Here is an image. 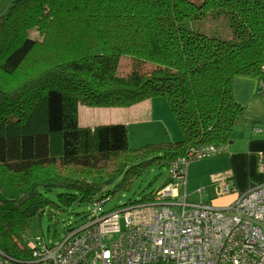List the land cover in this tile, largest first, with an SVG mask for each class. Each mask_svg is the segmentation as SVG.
I'll return each mask as SVG.
<instances>
[{
    "label": "trees",
    "instance_id": "obj_1",
    "mask_svg": "<svg viewBox=\"0 0 264 264\" xmlns=\"http://www.w3.org/2000/svg\"><path fill=\"white\" fill-rule=\"evenodd\" d=\"M207 12L227 17V37L194 29ZM65 49L78 56L67 59ZM30 55L44 64L28 75ZM237 74L264 80V0H0L3 254L32 257L33 217L59 222L57 213L82 204L88 220L96 202L107 212L116 190L105 189L118 177L117 186L131 185L144 168L168 172L193 147L228 144L243 110L232 90ZM157 96L180 128L176 141L131 147L125 123L78 122L79 105L128 107ZM153 196L125 207L148 208Z\"/></svg>",
    "mask_w": 264,
    "mask_h": 264
},
{
    "label": "built area",
    "instance_id": "obj_2",
    "mask_svg": "<svg viewBox=\"0 0 264 264\" xmlns=\"http://www.w3.org/2000/svg\"><path fill=\"white\" fill-rule=\"evenodd\" d=\"M257 91L264 98V80H259ZM218 150L202 146L175 159L168 181L154 192L148 208L123 209V228L120 211L103 212L96 202L93 217L80 227L53 243L40 235L29 238L28 260L7 257L0 250V264H264V183L239 195L229 206L231 212L188 199V161ZM213 179L223 192L233 191L228 174ZM195 191L200 193V188ZM112 233L116 237L105 240Z\"/></svg>",
    "mask_w": 264,
    "mask_h": 264
},
{
    "label": "rangeland",
    "instance_id": "obj_3",
    "mask_svg": "<svg viewBox=\"0 0 264 264\" xmlns=\"http://www.w3.org/2000/svg\"><path fill=\"white\" fill-rule=\"evenodd\" d=\"M200 1V0H193ZM61 23H64L63 18H58L54 23V28L57 29ZM194 29L199 30L204 33H217L223 37H227L230 33V29L227 22V17L224 15L214 14L207 12V14L192 22ZM32 36L40 38V36L32 31ZM66 54L67 59L78 56L75 52L61 50ZM40 52L41 61L45 60L46 53L43 51ZM123 55L121 58L119 70L121 73H124L128 69V58ZM29 61L32 63L28 70V75L33 74L37 70L41 69L44 63H40L37 66L33 65V57L29 56ZM48 62L50 60L48 59ZM136 106L146 107V110L149 107H152V114L147 118V122L153 118L156 122L153 124H148L146 128L139 130V132H132L129 134V145L131 147L145 146L149 143H160L166 141H176L181 138L180 128L175 121L171 110L168 106L167 100L163 96H157L153 99H147L139 102L136 105L124 107V106H87L79 105L78 107V122L80 125H92L99 123H108V122H117L123 121L126 125L134 123V117H141L143 114L136 113ZM145 116H148V111L144 112ZM141 121V120H140ZM136 125H133V127ZM138 128V127H137ZM202 147L196 146L193 147V151L199 150ZM216 152V151H215ZM224 153H213L207 156H201L199 158L190 159L189 164L186 166L187 173L193 171V183L186 184V191L188 193V199L192 201H203L207 203L213 202V195L221 194L223 191L220 187V184L212 181L211 175H217L220 173H227L225 171V162H224ZM168 172L165 167L161 166H151L144 168L136 175L132 181L131 185H118V182L121 180V176L118 177L110 186L105 190L112 191L116 190L115 194L108 199L103 206V209L110 211H120L119 223L121 228L124 227V208H129L132 210L135 206L125 207L129 200L136 202L143 194L153 191L156 188H160L165 178L167 177ZM195 175L196 180L195 181ZM209 176V177H208ZM205 178L206 182H203L202 178ZM210 180V181H209ZM122 184V183H121ZM117 186V187H116ZM200 188V193L195 190ZM153 194V193H152ZM202 197V199H201ZM52 199H55L54 195H51ZM88 205L74 204L73 206L68 207V210L64 212L57 213L59 222L55 220H48L44 216L41 221L37 217H33L28 220L29 232L26 234L28 237H33L35 234H40L48 243H53L59 237L63 236L67 230V224L72 222V224L79 223L86 219V217H81L84 211H87ZM128 209V210H129ZM77 211L78 213H75ZM87 220V219H86ZM117 233H112L106 236L105 240L115 238ZM40 236L41 238H43ZM57 237V238H56Z\"/></svg>",
    "mask_w": 264,
    "mask_h": 264
},
{
    "label": "crops",
    "instance_id": "obj_4",
    "mask_svg": "<svg viewBox=\"0 0 264 264\" xmlns=\"http://www.w3.org/2000/svg\"><path fill=\"white\" fill-rule=\"evenodd\" d=\"M258 81L259 77L252 75L237 74L232 78L234 97L243 110L241 115L237 117L227 149L219 153H224L225 155L224 172L230 175V183L235 186L238 192L246 190L253 181L261 180L264 176L263 167L259 162L260 152L264 151V98L257 91ZM135 109L137 114L143 115L134 117V123L129 122L127 124L129 134L139 132V130L146 128L148 124L156 122L153 118L147 122V118L152 114V107L146 110V107L136 106ZM146 111L149 113L148 116L144 115ZM117 122L125 123L123 121ZM133 125L136 126L133 127ZM255 127L259 129L255 130ZM211 176L212 181L216 182L213 179L214 175ZM196 179L195 175V181H197ZM202 179L203 182H206L204 177ZM187 183H193V171L190 170L187 173L186 168L185 189ZM212 197V204L226 206L236 197V192H222Z\"/></svg>",
    "mask_w": 264,
    "mask_h": 264
},
{
    "label": "bare ground",
    "instance_id": "obj_5",
    "mask_svg": "<svg viewBox=\"0 0 264 264\" xmlns=\"http://www.w3.org/2000/svg\"><path fill=\"white\" fill-rule=\"evenodd\" d=\"M36 32V31H35ZM30 34H32V31H30ZM32 36V35H31ZM32 37H34V36H32ZM259 128L258 127H255V130H258ZM227 145L228 144H219L218 146H217V148L219 149L218 150V153L219 152H223V151H225L226 149H227ZM263 155H264V151H262V152H260V155H259V162H260V165L262 166V161H263ZM263 173H264V169H263ZM226 174H228V173H226ZM229 175V174H228ZM229 179H231L230 178V175H229ZM260 183H264V176H263V179H261V180H257V181H253L249 186H248V188L246 189V190H244V191H242V192H238L237 190H236V188H235V186H234V189H233V191H231V192H236V197L228 204V205H226V206H220V207H224V209L226 210V211H228V212H231V208H229V206H230V204H232V202H234L235 200H236V198L239 196V195H241L242 193H244V192H246V191H248V190H250L254 185H257V184H260Z\"/></svg>",
    "mask_w": 264,
    "mask_h": 264
}]
</instances>
